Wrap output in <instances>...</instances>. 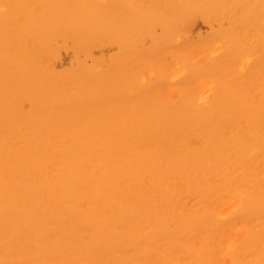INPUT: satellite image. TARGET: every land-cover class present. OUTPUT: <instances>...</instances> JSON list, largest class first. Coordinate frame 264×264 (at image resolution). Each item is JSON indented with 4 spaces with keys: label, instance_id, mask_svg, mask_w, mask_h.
I'll list each match as a JSON object with an SVG mask.
<instances>
[{
    "label": "bare ground",
    "instance_id": "1",
    "mask_svg": "<svg viewBox=\"0 0 264 264\" xmlns=\"http://www.w3.org/2000/svg\"><path fill=\"white\" fill-rule=\"evenodd\" d=\"M0 264H264V0H0Z\"/></svg>",
    "mask_w": 264,
    "mask_h": 264
}]
</instances>
